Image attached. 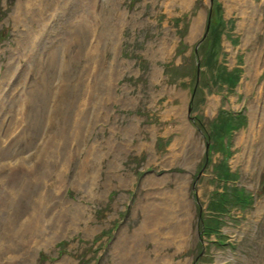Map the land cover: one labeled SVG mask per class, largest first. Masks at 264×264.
<instances>
[{"label": "rangeland", "instance_id": "rangeland-1", "mask_svg": "<svg viewBox=\"0 0 264 264\" xmlns=\"http://www.w3.org/2000/svg\"><path fill=\"white\" fill-rule=\"evenodd\" d=\"M211 17L234 88L204 66ZM0 89V264H264V0H0ZM222 109L246 116L227 161L253 202L218 236ZM180 185L183 242L151 223Z\"/></svg>", "mask_w": 264, "mask_h": 264}, {"label": "trees", "instance_id": "trees-1", "mask_svg": "<svg viewBox=\"0 0 264 264\" xmlns=\"http://www.w3.org/2000/svg\"><path fill=\"white\" fill-rule=\"evenodd\" d=\"M217 17H211L210 19V27L207 34V38L204 42L203 51L205 58V65L207 67H212V64L215 60V48L221 39V27L218 23ZM217 73L216 77L221 82L227 83L229 86H235L239 80L238 71H229L227 67L222 65H217ZM245 116H241V114L234 115L229 114L225 110H222L218 117L212 122L211 126V140L213 143L211 144V150H214V144L220 143V148H225L227 143L223 140L227 135H231V132L245 122ZM216 172L219 179L226 182V184L230 181H233L235 178L232 175V171L228 166L227 161L225 159L221 160L219 165H216ZM215 196L213 200L209 203V209L213 212L210 216L209 220L211 222H215L216 227H220L221 221L219 216L215 213H224L229 211L230 208L235 207L237 205H244L247 203L248 197L246 191L243 188H239L235 185H225L223 191L215 192ZM210 225H213L210 223Z\"/></svg>", "mask_w": 264, "mask_h": 264}, {"label": "bare ground", "instance_id": "bare-ground-1", "mask_svg": "<svg viewBox=\"0 0 264 264\" xmlns=\"http://www.w3.org/2000/svg\"><path fill=\"white\" fill-rule=\"evenodd\" d=\"M247 0H244V2ZM229 7H232V4H229ZM249 85V84H247ZM62 87V86H61ZM249 87V86H248ZM3 91V89H0V96H1V92ZM3 97H5V94L3 95ZM3 97H1L2 99H0V101L3 100ZM16 106H20V102L16 104ZM5 110H4V108ZM7 110V108L5 107V103H3L2 105H0V114L4 113ZM255 116V112H252V121H251V125H250V131L252 133V131L254 130V126H255V122H254V117ZM191 128L188 127V134H191ZM243 137V136H241ZM183 182V181H181ZM183 186L180 185V190L176 191V194H173L172 197L170 196V198H168V200H164L163 204L160 203H156L152 202L151 206L155 209V213L153 219L151 220V223L153 224V226L158 227V229H155V231L157 232H161L164 235H167V239L168 238H172L173 236L175 237L177 235V237L179 238L180 242L186 241V236L188 234V221H189V209H188V203H187V198L185 196V194H183L184 192H182ZM172 200H176V202L174 203ZM176 205V206H175ZM177 207H179L180 209H182L183 207L187 208V214L186 218L187 219H183V220H176L177 218ZM173 214V215H172ZM173 219L176 221L175 223H173ZM39 221H41L40 215H36L35 216V220L33 219L30 223L32 224H37ZM172 221V223L170 222ZM30 223L26 226L25 229H31L32 226L30 225ZM151 224V225H152ZM162 225V228L160 229ZM25 232V231H24ZM173 237V238H174ZM164 238V240H167ZM158 246H157V250L165 247L167 244L162 243V242H157ZM145 257H141V264H154L155 259H149L148 255L145 254ZM161 256V255H160ZM161 259V258H160ZM150 261V262H149ZM164 264H172L171 261H169L168 259H164Z\"/></svg>", "mask_w": 264, "mask_h": 264}]
</instances>
